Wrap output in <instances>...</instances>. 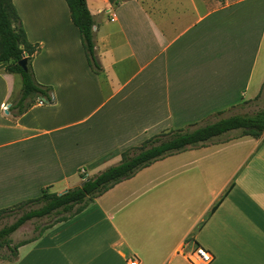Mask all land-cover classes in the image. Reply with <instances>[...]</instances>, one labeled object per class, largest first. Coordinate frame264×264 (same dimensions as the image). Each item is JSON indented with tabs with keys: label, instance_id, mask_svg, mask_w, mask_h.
<instances>
[{
	"label": "crops",
	"instance_id": "0c3cea01",
	"mask_svg": "<svg viewBox=\"0 0 264 264\" xmlns=\"http://www.w3.org/2000/svg\"><path fill=\"white\" fill-rule=\"evenodd\" d=\"M12 1L40 49L36 80L52 90L16 114L21 75L0 66V209L61 193L152 135L234 115L264 87V0H87L99 73L66 0ZM197 246L209 264H264V136L152 163L19 246L11 264H198Z\"/></svg>",
	"mask_w": 264,
	"mask_h": 264
},
{
	"label": "trees",
	"instance_id": "16d2710c",
	"mask_svg": "<svg viewBox=\"0 0 264 264\" xmlns=\"http://www.w3.org/2000/svg\"><path fill=\"white\" fill-rule=\"evenodd\" d=\"M73 23L79 28L82 44L88 63L96 73L102 66L97 56L93 26L95 17L90 12L87 0H66ZM113 5L118 0H110ZM27 39L20 16L12 0H0V66L21 75L22 87L19 97L14 101L16 114H22L35 103L37 98L51 100V88L40 84L32 66L33 56L39 52ZM27 53V68L19 61ZM264 87L262 88V92ZM261 94V93H260ZM258 95V97L260 96ZM219 111L208 116L203 122L191 123L178 129H169L152 135L139 145L123 151L121 160L99 172L83 179L78 186L68 188L61 193L49 191L45 187L35 198L24 200L13 206L0 209V216L29 207L14 222L0 229V245L6 246L9 254L17 255L18 247L41 236L54 224L66 221L81 213L94 200L113 188L116 184L133 177L141 169L167 156L189 148L204 146L207 143L228 141L244 136L260 138L264 134V108L252 114H234L222 116ZM232 131H239L229 137ZM49 222L36 226L37 234L12 244L10 235L33 218H45Z\"/></svg>",
	"mask_w": 264,
	"mask_h": 264
},
{
	"label": "rangeland",
	"instance_id": "374dc122",
	"mask_svg": "<svg viewBox=\"0 0 264 264\" xmlns=\"http://www.w3.org/2000/svg\"><path fill=\"white\" fill-rule=\"evenodd\" d=\"M264 108V90L261 92L260 96L257 97L255 100L252 101H243L240 105L232 109L233 114H252L260 109ZM239 134V131H232L229 133V137H234ZM264 136V134L262 135ZM82 173H78L76 176H73L69 179L68 184L69 187H75L79 185L81 178H83ZM83 180V179H82ZM29 207L25 209L18 210L16 212H11L8 214H4L0 216V229L6 225L11 224L14 222L20 215L23 214L24 211L28 210ZM50 219L47 217L45 218H33L23 224L18 230L10 235V239L12 244L19 242L20 240L30 238L37 234L36 226L43 225L49 222ZM9 254V250L6 246L0 245V258H5ZM12 256L10 258L4 259L2 261L3 264H11L12 263Z\"/></svg>",
	"mask_w": 264,
	"mask_h": 264
},
{
	"label": "built area",
	"instance_id": "2783aa9c",
	"mask_svg": "<svg viewBox=\"0 0 264 264\" xmlns=\"http://www.w3.org/2000/svg\"><path fill=\"white\" fill-rule=\"evenodd\" d=\"M48 102L49 101L46 100L45 98H38V100L36 101V103L40 104V105L46 104ZM4 108L7 109L8 106L4 105ZM81 173L85 174V170L82 169ZM85 178L86 177L84 176L83 179H85ZM195 254H196V259L198 261V264H209L214 258L213 253L203 246H197L195 249ZM128 263L129 264H139L137 259H128Z\"/></svg>",
	"mask_w": 264,
	"mask_h": 264
},
{
	"label": "water",
	"instance_id": "95a60500",
	"mask_svg": "<svg viewBox=\"0 0 264 264\" xmlns=\"http://www.w3.org/2000/svg\"><path fill=\"white\" fill-rule=\"evenodd\" d=\"M27 53H24V57L18 62L21 67L24 69L27 68Z\"/></svg>",
	"mask_w": 264,
	"mask_h": 264
}]
</instances>
